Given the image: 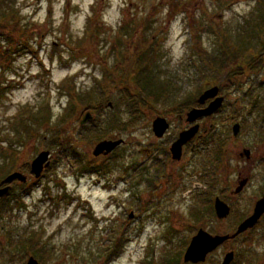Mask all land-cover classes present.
I'll list each match as a JSON object with an SVG mask.
<instances>
[{
  "label": "rangeland",
  "instance_id": "rangeland-1",
  "mask_svg": "<svg viewBox=\"0 0 264 264\" xmlns=\"http://www.w3.org/2000/svg\"><path fill=\"white\" fill-rule=\"evenodd\" d=\"M7 1L17 21L11 20L12 44L0 38V171L32 179L0 197V264H26L31 255L40 264H187L185 251L180 258L178 251L200 223L192 210L202 208L197 202L204 196L187 197L182 185L194 179L183 173L164 182L158 197L151 189L155 179L143 181L141 170L149 164L144 148L157 139V116L181 128L187 112L208 106L198 102L202 94L218 86L223 107L192 123L212 131L190 150L194 160L187 170L205 182L211 177L205 170H215L228 183L235 181L238 165L260 161L258 173L264 171V63L218 83V65L207 66L196 51L221 58L224 49L236 46L249 61L260 52L264 60V0ZM24 28L31 49L16 53ZM151 48L156 67L148 87L163 95L157 101L147 97L151 104L132 103L121 87L140 89L125 81L122 69H131L135 53ZM114 74L119 84L108 89L104 81L113 86ZM73 86L76 93L95 92L91 107L70 108L67 90ZM88 111L96 123L81 125ZM116 115L121 124L110 127L108 119ZM121 138L124 144L108 155H93L98 142ZM220 138L224 156L216 160ZM44 150L51 152V163L36 180L31 163ZM214 160H223L221 169L211 168ZM88 161L93 162L82 171ZM29 235L34 239L21 247L19 240ZM113 255L118 256L112 260Z\"/></svg>",
  "mask_w": 264,
  "mask_h": 264
},
{
  "label": "flooded vegetation",
  "instance_id": "flooded-vegetation-1",
  "mask_svg": "<svg viewBox=\"0 0 264 264\" xmlns=\"http://www.w3.org/2000/svg\"><path fill=\"white\" fill-rule=\"evenodd\" d=\"M207 102L208 101H206L205 106L208 105ZM162 117L167 119L170 126L161 137L157 136L153 130L157 139H153L150 141L151 143L146 146L152 148L154 154H152L150 148H144L146 151L145 159H149V164L147 165L148 167L143 165L144 168L141 170L143 172V181H150L151 184V179H155L151 189L153 191L156 190L158 197H162L164 192L163 183H167L173 176L180 177L181 174L184 173L190 176L191 179H194L191 184L185 183L182 186H186L185 189H187V191L185 194L187 197L192 196V201L196 199L195 196L200 197L201 194L204 196V198L197 202L202 208L193 209L194 207H192V215L202 224L198 223L192 226L189 234L190 236L188 235L184 238L183 247H185L186 250L200 230L204 231L208 237L229 236L212 251L207 253L204 260L198 262L189 261L186 263L222 264L227 254L233 253L234 257L230 264H264V212L254 225L248 226L239 232L242 224L254 215L259 201L264 197V171L258 173L257 170L260 169L259 166L261 162L258 161L259 165H257L255 161H253L251 166H248L246 163L238 165L236 172L237 176L233 183L222 180L220 177L221 173L215 170H213V173H209L207 170L204 172V176H211L209 178L210 181L205 182L204 180L202 181V179L198 181L197 179L199 177L193 176L194 173L192 172L191 174L187 170L190 163L194 160V157H189V152L190 150L194 151L196 147L199 146L202 138H207V136L210 137L208 132L212 131V129H204L202 132L203 123H199V131L190 141L183 145L181 157L178 159L174 157L172 146L178 141L181 133L192 126V123H190L186 117L185 125L174 130V123L171 122V119L165 116ZM263 134L264 132L261 133V135ZM214 139L215 136L209 138L207 142H212ZM220 144H222L221 138ZM247 150L248 152H246ZM244 153L247 159L252 157L250 149H246L243 154ZM240 155L242 154L240 153ZM223 156L224 154L220 156V159H222ZM215 161L216 160H214V162ZM154 162L155 166L152 168L154 172H150ZM214 162L211 168L215 167L216 169H221V166L217 165H220L223 160ZM206 167L208 166L206 165ZM261 168L264 169V166ZM148 174L152 176L148 178ZM4 179L0 187H5L9 184L4 182ZM31 179L32 178H29V183ZM19 184L18 180H14L10 183L11 193L12 189ZM32 184L35 183L32 182ZM159 190L160 192L158 193ZM217 199H220L229 207V214L226 217H220L218 215L216 209ZM185 249H180L178 251L179 258L182 251L186 252ZM185 252L183 253L185 254Z\"/></svg>",
  "mask_w": 264,
  "mask_h": 264
},
{
  "label": "trees",
  "instance_id": "trees-1",
  "mask_svg": "<svg viewBox=\"0 0 264 264\" xmlns=\"http://www.w3.org/2000/svg\"><path fill=\"white\" fill-rule=\"evenodd\" d=\"M11 9H12V6L9 5L7 0H0V38H6L10 42V44H12L11 33L13 31V26H14L13 22L11 20L13 19V20L17 21V19L14 18V14H13ZM18 23H19V21H18ZM18 23H16V25H18ZM27 31L28 30L26 28L20 30L19 40L22 43V45L19 48H16V50H15L16 53L24 51L25 47H28L29 49H31V44H30V38L31 37L29 36V34L27 35ZM193 34H194L193 37L195 38L194 41H196L194 44H197V42H198L197 36H198V39L200 41L198 32L194 31ZM196 51L201 55L200 57L204 61L209 62L208 64H206L207 66L210 65V62H211L212 67H214L215 63L218 65V67H217V69L219 70V72H218L219 79L217 81L218 83L223 81L220 77H223V79L227 80V78H231V77L239 74L240 71L242 73H246L247 67H248V69L253 70L254 65H261L264 63V60L262 59L263 52H260L259 56H256L253 61H249L247 59V57L244 56V54H240L239 51H241V50L239 47H236V46L233 47L232 51H231V49H228V48L224 49L223 57H221V58L217 57L216 55H213V54H215V52H207L205 49L203 50L200 47H196ZM9 53H10L9 51H5L3 56H8ZM153 54H154V49H152V48L148 49V50L142 49L140 52L135 53L133 55L131 69H130V67L127 68V66L122 69L125 71V73H124L125 81H126V79H128L129 81H133L137 85V87L140 89V92H137L136 88H135L136 92L135 93L132 92L131 87H130L131 86L130 83H129V85L127 84L125 87H121L122 90L124 91L123 94L128 96V98L129 97L133 98L132 103H134L135 101H136V103H139L142 101L143 104H151V103H148L146 101L147 97H151L153 99V101L154 100L157 101V100L161 99V97L163 95V93H152V91L148 87L150 85V83L153 82L152 80L155 79L154 70H155L156 65H154L153 60H152V56H151ZM129 61H131V60H129ZM218 62H219V64H218ZM137 64L140 65L139 66V72L138 71L135 72L133 70V68H135V65H137ZM216 64H215V66H216ZM233 66H235L237 68V69L235 68V70H236L235 72L234 71L232 72L230 70ZM232 69H234V68H232ZM120 72L121 71H119L118 74H120ZM134 75L135 76L137 75V77L135 78ZM117 76H118L117 74H114V76L112 78L114 81L111 80L113 82V86H111V87L109 86V84H110L109 80L106 79L104 81L105 87L109 89V88L115 87L116 84L118 85L119 84L118 80L115 79ZM237 77H238V75L235 77V80ZM120 86H123V85L121 84ZM74 89H75V87L73 86L72 88L69 87V90H67L68 95L70 96L71 101H72L70 103V108L72 110H77L81 106L91 107V105L93 104L92 102L94 100L95 92L92 91V92H86L85 94H81V93L74 92ZM200 89H201L200 90L201 92L205 90L204 87L200 88ZM176 102L175 103L177 105L184 103L182 101H176ZM92 107L94 109L98 108L96 106H92ZM68 115L69 114H66V116H68ZM135 117H137V115H135ZM94 121L96 123V119H94L92 122H94ZM108 121H109L108 123L111 124L110 127L121 124L120 117L118 115L110 118V120L108 119ZM131 123H133V121ZM23 127H24L23 130H27L26 125H24ZM28 130H27V132H28ZM17 134H19V136H20V135H22V132L18 131ZM65 144H67V143L63 142L61 145H65ZM222 145H224V144H221V145L218 144V147L216 149L217 154L215 153V157H214L216 160L220 159V153H222V152L219 153V150H220V148L222 149ZM91 162H93V161H88L86 163H83L82 165L80 163V165H81L80 169L82 171H85V168H87L88 165L90 166ZM5 171H8V170L0 171V181L2 180L4 175L7 173ZM27 191L29 193L30 189H28ZM11 195H12V193L9 194L8 196H11ZM32 239H34L33 235H31L30 237H28L26 239L24 238L23 240H19V244L21 247L27 246L29 242H32ZM33 254L36 255V253H33ZM117 256L118 255H113L112 256L113 258L111 257V259L113 260L114 257H117Z\"/></svg>",
  "mask_w": 264,
  "mask_h": 264
},
{
  "label": "water",
  "instance_id": "water-1",
  "mask_svg": "<svg viewBox=\"0 0 264 264\" xmlns=\"http://www.w3.org/2000/svg\"><path fill=\"white\" fill-rule=\"evenodd\" d=\"M219 92V87L214 86L210 90H206L199 98L198 102L200 104H204L207 99L215 97ZM223 97H217L214 101H212L206 108H193L191 111L187 113V118L190 123L197 121L199 118L203 116H210L215 113L222 105ZM111 105V103H110ZM93 120V115L90 111L86 112L84 115L81 125H84L86 122ZM170 124L166 118L162 116H157L153 122V130L155 134L159 137L163 136L164 133L169 128ZM200 125L196 123L195 125L191 126L190 128L183 131L178 139V141L172 146V152L174 153L175 158H180L182 153V147L188 141H190L196 133L199 131ZM234 134L238 135L240 130V124L236 123L234 128ZM124 140L121 139H104L98 142L94 149L93 155L100 156V155H108L112 151H114L118 146L122 145ZM248 152V150L246 151ZM50 154L51 152L48 150H44L32 161L31 163V172L35 175V177L39 178L42 175V172L49 166L50 164ZM19 180L21 182L27 181V175L23 174L22 172H14L10 174L6 178V182H11L12 180ZM10 186H6L4 188H0V197L6 195L9 190ZM216 209L217 213L220 217H226L229 214V207L226 203L217 199L216 201ZM264 212V197L259 201L256 211L252 217L247 219L239 229L244 230L248 226L254 225L257 220L260 218L262 213ZM133 213H131V216ZM229 236H219V237H208V235L200 230L199 233L194 237L192 243L187 248L184 254V261L189 262H198L205 259L207 253L212 251L215 247L221 244L224 240H226ZM233 253L227 254L224 262L222 264H230L233 260ZM26 264H39V261L31 255Z\"/></svg>",
  "mask_w": 264,
  "mask_h": 264
}]
</instances>
